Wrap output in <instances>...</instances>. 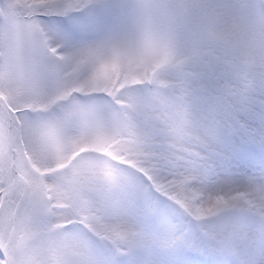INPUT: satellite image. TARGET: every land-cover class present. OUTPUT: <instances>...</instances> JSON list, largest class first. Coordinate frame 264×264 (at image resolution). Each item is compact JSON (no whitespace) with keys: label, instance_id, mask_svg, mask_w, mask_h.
Wrapping results in <instances>:
<instances>
[{"label":"snow or ice","instance_id":"obj_1","mask_svg":"<svg viewBox=\"0 0 264 264\" xmlns=\"http://www.w3.org/2000/svg\"><path fill=\"white\" fill-rule=\"evenodd\" d=\"M0 264H264V0H0Z\"/></svg>","mask_w":264,"mask_h":264}]
</instances>
